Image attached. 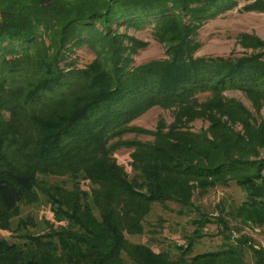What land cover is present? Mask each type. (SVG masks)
<instances>
[{
  "label": "trees",
  "instance_id": "1",
  "mask_svg": "<svg viewBox=\"0 0 264 264\" xmlns=\"http://www.w3.org/2000/svg\"><path fill=\"white\" fill-rule=\"evenodd\" d=\"M233 4L0 0V229H9L24 200L36 198L38 175H68L73 181L71 190L45 189L54 216L47 231L21 232L11 242L0 237V264H210L243 257V248L231 245L188 259L187 245L171 258L124 236L142 231L152 203L191 207L194 188L204 191L231 180L246 194L237 215L264 223V154L259 151L264 117L254 123L246 108L222 95L230 88L264 95V61L193 57L187 41L197 27L191 20L212 18ZM152 22L156 37L174 44L165 59L130 68V54L144 43L129 38V45L119 44L111 25ZM95 23L101 31L80 38L83 29L93 32ZM76 40L87 41L97 56L83 68L65 71L60 67L64 50ZM254 44L264 46L257 39ZM204 92L210 96L199 103L197 95ZM155 105L177 106L189 120L210 118V136L175 124L166 132L158 129L153 141L132 143L136 173L129 179L112 156L110 140L132 130L130 120ZM2 110L9 111L7 120ZM21 116L29 119L31 136H22L14 123ZM229 121L240 123L243 133ZM79 178L90 182L89 191L79 188ZM219 220L227 227L224 218ZM251 248L257 264H264L262 252Z\"/></svg>",
  "mask_w": 264,
  "mask_h": 264
},
{
  "label": "rangeland",
  "instance_id": "2",
  "mask_svg": "<svg viewBox=\"0 0 264 264\" xmlns=\"http://www.w3.org/2000/svg\"><path fill=\"white\" fill-rule=\"evenodd\" d=\"M233 1L234 4L229 9L212 18L191 20L197 25L187 39L188 44L194 47L193 57L227 61L255 57L258 61H264V46H254L255 39L264 43V0ZM188 19L189 16L184 15L183 20L188 22ZM153 25V22L111 25L110 34L118 39L119 44L129 45V38L144 43L130 54V68L165 59L166 51L174 44L157 38ZM40 30L43 32L41 27ZM96 31H101L99 23L94 24L93 32L83 29L80 38L91 33L97 34ZM246 37L254 40L249 41ZM96 56L97 53L87 41L76 40L67 44L60 67L65 71L83 68ZM222 95L246 108L252 114L254 123L258 124L263 119L264 95L240 88H230L223 91ZM209 96L207 92L198 94V102H204ZM1 114L5 120L9 118V111L2 110ZM221 119L226 121V117ZM14 123L20 126L22 136H31V125L27 117L21 116ZM210 123V118L204 115L189 120L177 106H152L130 120L127 126L132 130L110 140L112 156L127 172L129 179H133L136 172L131 165V153L134 149L132 143L151 142L154 139L153 133L158 129L166 132L174 124L181 130L210 136ZM229 124L235 131L243 133L240 123L229 121ZM259 151L264 154L263 148H259ZM77 183L80 189L86 191L92 186L83 178H79ZM55 185L71 190L73 181L68 175H38L34 189L36 198L26 199L18 206L17 213L10 220L9 229H0V237L11 242L19 240L17 235L21 232L35 235L47 231L48 222L53 223L54 216L51 203L43 194L45 189L50 191L51 186ZM245 199V192L234 180L227 185H217L204 191L194 188L191 207H181L174 201L154 202L141 221L142 231L124 232V236L130 243L145 244L154 252H167L171 258L179 255V246L190 245V250L186 253V258L189 259L195 255L223 250L231 245H240L243 248V257L237 261L218 258L210 264H257L251 247L259 249L264 256V223H258L255 219L243 221L237 215L236 209ZM221 217L227 221V227L219 220ZM21 221L26 223L22 227L19 224ZM54 224L58 225L57 222Z\"/></svg>",
  "mask_w": 264,
  "mask_h": 264
}]
</instances>
